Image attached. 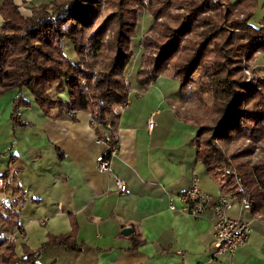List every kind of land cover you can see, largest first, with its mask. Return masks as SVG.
Returning a JSON list of instances; mask_svg holds the SVG:
<instances>
[{"label":"trees","instance_id":"1","mask_svg":"<svg viewBox=\"0 0 264 264\" xmlns=\"http://www.w3.org/2000/svg\"><path fill=\"white\" fill-rule=\"evenodd\" d=\"M88 2H35L31 16L26 17L15 0H0V97L26 88L48 116L55 107L59 116L88 111L99 138L113 144L120 107L131 92L126 70L133 53L125 51L132 33L130 17L133 11L146 9L152 23L141 39L137 87L147 89L174 68L181 83L179 103L198 100L204 109L191 120L197 128L198 159L219 178L222 190L232 192L236 200L247 195L251 214L264 219V154L252 159L254 144L264 142V74L248 81L243 73L244 59L251 62L264 52V25L255 19L264 11V3L99 0L90 6ZM102 12L107 14L100 20ZM108 32L112 33L109 39ZM67 40L74 45L70 54L65 50ZM28 105L22 93L15 97L12 120L16 126L24 125L20 109ZM107 125L109 135L104 132ZM240 138L252 143L238 151L225 150ZM5 210L6 214L0 211V221L3 228L12 229L17 225L14 210ZM74 239V232L50 236L40 248L26 249L24 257L16 255L15 238L0 240V264H39L44 249L60 244L74 247ZM132 241L131 249H137L145 240L136 232Z\"/></svg>","mask_w":264,"mask_h":264},{"label":"crops","instance_id":"2","mask_svg":"<svg viewBox=\"0 0 264 264\" xmlns=\"http://www.w3.org/2000/svg\"><path fill=\"white\" fill-rule=\"evenodd\" d=\"M44 1L48 0H15L26 17L32 14V3ZM256 23L264 25V15ZM180 87V81L167 73L147 89L134 86L129 98L136 93L138 99H130L119 110L111 172L97 167V157L107 155L111 144L99 138L90 112L67 111L59 116L55 107L48 116L26 88L0 97V211L6 214L5 209L13 208L17 224L5 229L0 221V231L13 232L18 257H24L26 249L40 248L50 236L74 232V247L52 245L42 251L38 263L264 264L260 216L242 212L239 204L229 211L253 227L249 241L230 256L216 253L217 217L212 209L201 217L183 210L178 197L194 177L205 192L218 195L222 189L219 178L198 159L196 126L174 109ZM20 93L29 105L20 109L24 125L16 126L13 101ZM150 116L153 128L147 124ZM104 132L110 134V125ZM117 180L126 183L125 193ZM171 196L175 210L170 208ZM125 227L133 231L123 234ZM136 232L145 241L131 249Z\"/></svg>","mask_w":264,"mask_h":264},{"label":"built area","instance_id":"3","mask_svg":"<svg viewBox=\"0 0 264 264\" xmlns=\"http://www.w3.org/2000/svg\"><path fill=\"white\" fill-rule=\"evenodd\" d=\"M130 98L128 97L122 108L128 106ZM149 128L154 127V118L150 116L147 120ZM117 153V139L111 144V149L107 155L97 157V167L101 171L111 172V158ZM116 184L122 193L127 190V185L122 180H117ZM183 201V210L187 211L193 217L205 216L210 209L217 217L215 225L214 246L217 254H228L233 256L239 247L249 241L253 231L251 223L243 218H234L229 215V211L239 204L241 211H250L251 202L247 195H243L240 200H236L232 192L222 190L218 195H212L205 192L199 186V179L193 178L191 187L178 197ZM171 210L176 209L175 197H170ZM14 238L11 232L0 231V240L10 241Z\"/></svg>","mask_w":264,"mask_h":264},{"label":"rangeland","instance_id":"4","mask_svg":"<svg viewBox=\"0 0 264 264\" xmlns=\"http://www.w3.org/2000/svg\"><path fill=\"white\" fill-rule=\"evenodd\" d=\"M95 1H99V0H89L88 4L90 6H93ZM102 1L104 2V0ZM104 14H107V13L102 12V17H100V20L103 19ZM263 15L258 13L255 19H258L259 17ZM130 19L132 23V33H131V39L126 44L125 51L127 53L132 52L133 59L127 67L126 75H127V81L128 82L130 81L132 83L131 90L135 91L134 86H136V75H137V71L139 69L140 62H141V57H140L141 52H142L141 51L142 50L141 39L144 33L148 30L150 24L152 23V17L150 16V14L148 13L146 9H137L133 11ZM0 23L2 24L1 15H0ZM111 37H112V33L108 32L107 39ZM65 50L67 54H70V51H74V45L71 41L67 40V43L65 45ZM73 56L75 57L74 54ZM243 66H244L243 73L246 75L248 81L254 80L256 76L258 75V73L264 74V52L258 53L256 55V58L251 62L247 61V59H244ZM164 73H167L168 75L176 79L174 68H170ZM194 78L198 82L201 77L199 73H197L194 76ZM133 95H134L133 98L130 97V99L137 100L138 99L137 94L135 93ZM174 109L177 111L178 116L184 119H187L189 121L192 120V117H194L195 115H199L204 111V109H202V107L200 106V103L198 100H193V101L186 100L185 102L175 103ZM251 143L252 142L249 139L247 140H244L241 138L235 139L233 142L230 143V145L227 148H225V150L227 152L234 151V150L238 151L239 149ZM254 148L255 149H254V154L252 156V159L257 160L260 156L264 154V142L254 144Z\"/></svg>","mask_w":264,"mask_h":264},{"label":"water","instance_id":"5","mask_svg":"<svg viewBox=\"0 0 264 264\" xmlns=\"http://www.w3.org/2000/svg\"><path fill=\"white\" fill-rule=\"evenodd\" d=\"M132 231H133V229H132L131 227H125V228L122 230V233L125 234V235H128V234H130Z\"/></svg>","mask_w":264,"mask_h":264}]
</instances>
